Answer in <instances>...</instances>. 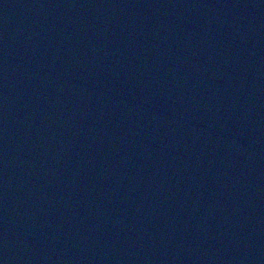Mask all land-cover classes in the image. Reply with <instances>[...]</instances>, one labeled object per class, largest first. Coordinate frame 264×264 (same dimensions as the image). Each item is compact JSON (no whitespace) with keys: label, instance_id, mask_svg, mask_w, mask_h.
I'll use <instances>...</instances> for the list:
<instances>
[{"label":"water","instance_id":"obj_1","mask_svg":"<svg viewBox=\"0 0 264 264\" xmlns=\"http://www.w3.org/2000/svg\"><path fill=\"white\" fill-rule=\"evenodd\" d=\"M0 264H264V0H0Z\"/></svg>","mask_w":264,"mask_h":264}]
</instances>
